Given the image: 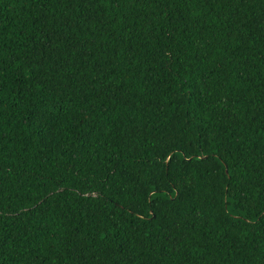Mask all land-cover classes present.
<instances>
[{"label":"trees","instance_id":"obj_1","mask_svg":"<svg viewBox=\"0 0 264 264\" xmlns=\"http://www.w3.org/2000/svg\"><path fill=\"white\" fill-rule=\"evenodd\" d=\"M0 264H264V0H0Z\"/></svg>","mask_w":264,"mask_h":264},{"label":"water","instance_id":"obj_2","mask_svg":"<svg viewBox=\"0 0 264 264\" xmlns=\"http://www.w3.org/2000/svg\"><path fill=\"white\" fill-rule=\"evenodd\" d=\"M224 171L226 172V169H224Z\"/></svg>","mask_w":264,"mask_h":264}]
</instances>
